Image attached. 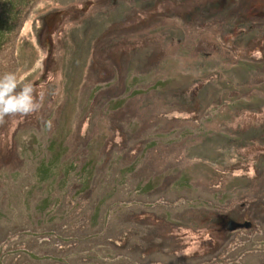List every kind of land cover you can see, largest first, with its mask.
<instances>
[{
    "label": "rangeland",
    "instance_id": "1",
    "mask_svg": "<svg viewBox=\"0 0 264 264\" xmlns=\"http://www.w3.org/2000/svg\"><path fill=\"white\" fill-rule=\"evenodd\" d=\"M147 1L0 0V264H264V0Z\"/></svg>",
    "mask_w": 264,
    "mask_h": 264
},
{
    "label": "clouds",
    "instance_id": "2",
    "mask_svg": "<svg viewBox=\"0 0 264 264\" xmlns=\"http://www.w3.org/2000/svg\"><path fill=\"white\" fill-rule=\"evenodd\" d=\"M41 108L42 104L35 97L31 82H25L14 72L0 75V126L6 123V117L28 116ZM45 126L50 130L51 121H48Z\"/></svg>",
    "mask_w": 264,
    "mask_h": 264
},
{
    "label": "bare ground",
    "instance_id": "3",
    "mask_svg": "<svg viewBox=\"0 0 264 264\" xmlns=\"http://www.w3.org/2000/svg\"><path fill=\"white\" fill-rule=\"evenodd\" d=\"M17 4H21L22 6H19V8H15L14 9V11H13V13L16 15V16H18L19 14H20V8H23L22 10H24L28 5H26V4H28L27 3V0H18V3ZM17 11H19L18 13H17ZM17 13V14H16ZM45 16V17H44ZM44 18H42V24L44 25V29H45V26H46V22H48V21H50V19L49 18H51V16H52V14H51V12H47V14H44ZM42 26V25H41ZM41 26H39V28H41ZM201 146H204V144H201ZM148 184V183H147ZM147 184H145L144 186H142V188H147V187H149L150 189H151V187L149 186V185H147ZM147 185V186H146ZM142 190V189H141ZM152 190V189H151ZM163 190H164V188H163ZM154 191V190H153ZM165 193H167V192H165ZM164 193V194H165ZM126 203H129V202H126ZM176 203V202H175ZM182 202H177V204H181ZM153 204H158L159 205V207H162L163 205H173L174 203H169V201H161V202H153ZM121 208H125L124 206H121ZM128 210H131L130 212V214H129V216L131 217L132 216V211L134 210L133 208H128ZM257 216V214H254V217H256ZM244 217V216H243ZM53 221V220H52ZM253 218L251 217L248 221H245L243 224H245L246 226H245V230H247L248 231V233H251V232H255L254 230H255V225H254V223H253ZM220 232H222V231H220ZM221 250H223V249H221ZM221 250H219V251H217V249L216 250H213V252H215V254H198V253H195V256H201V257H199V258H196V259H194V260H192L191 262H190V264H206V261L207 260H216L217 262V264H221V262H223L222 261V259L223 260H225L226 261V263H230V262H232L233 260H232V258L234 259L235 257H232V256H234V255H231V252H233V251H230V252H226V253H222L221 252ZM144 252L145 253H149V254H151V253H153V251H149V249H147V250H144ZM219 254H222V255H219ZM249 254H251V252L250 251H241V252H239L238 254H237V259L239 260V261H244V259L247 257V256H249ZM162 255H164V256H168V254L167 253H164V254H162ZM214 256H216L217 258L215 259H213L212 257H214ZM168 259V258H167ZM169 260V259H168ZM211 262V261H210ZM156 263H158V262H156ZM132 264V263H131Z\"/></svg>",
    "mask_w": 264,
    "mask_h": 264
},
{
    "label": "trees",
    "instance_id": "4",
    "mask_svg": "<svg viewBox=\"0 0 264 264\" xmlns=\"http://www.w3.org/2000/svg\"><path fill=\"white\" fill-rule=\"evenodd\" d=\"M139 1V0H138ZM140 2H143L144 4H150L147 0H140ZM138 2L136 1V4H137ZM147 8H152V7H147ZM262 133V132H261ZM261 136V134L260 133H257L256 132V130H254L253 128L252 129H250L249 130V132L248 133H246L245 134V136L243 137V138H238V139H232L231 137H229L228 135L225 137V138H223V140L224 141H226V142H228V143H230V145H232L234 148H236V149H239V148H243V147H246V146H249L252 142L251 141H253V140H255V139H258V138H260V137H258V136ZM263 137H264V133H263ZM264 139V138H263ZM32 152V151H31ZM30 152V153H31ZM55 158V157H54ZM54 158H52V159H54ZM55 161H57V160H55ZM49 162H51V161H49ZM40 167H39V169H38V171H37V174H38V176H40V180H42L43 182H46L47 180H50V178H52V176H53V174L52 175H49V172H50V170H51V166H50V164L49 163H47V162H45V161H41V163H40V165H39ZM135 167H132L130 170H129V172H133V170L132 169H134ZM66 176V175H65ZM46 177H48L49 179H46ZM85 185V184H84ZM88 186V185H87ZM47 202H50V201H48V200H46V202L45 203H47ZM44 203V204H45ZM234 224V228L235 227H239L238 225H240V229H235V230H238V231H241V230H245V226L244 227H241V225L243 224V223H237V222H233ZM258 226L259 225H257V227H255V228H258ZM233 228V229H234ZM235 230L233 231V230H229L230 232H235ZM239 245H234V246H232V245H225V246H222V249L223 250H221V252L222 253H226V252H230V251H235V249H236V247H238ZM243 246H241L240 247V249L242 248ZM220 249H221V247H219ZM213 249H215V248H213ZM220 249H218V251L220 250ZM219 255H222V254H219ZM63 262H66V261H63Z\"/></svg>",
    "mask_w": 264,
    "mask_h": 264
}]
</instances>
